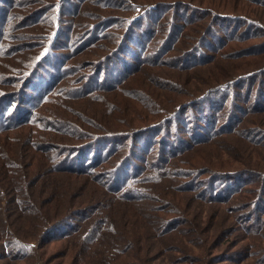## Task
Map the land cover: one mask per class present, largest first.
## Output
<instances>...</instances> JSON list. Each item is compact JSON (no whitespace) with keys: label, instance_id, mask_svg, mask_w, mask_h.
<instances>
[{"label":"trees","instance_id":"1","mask_svg":"<svg viewBox=\"0 0 264 264\" xmlns=\"http://www.w3.org/2000/svg\"><path fill=\"white\" fill-rule=\"evenodd\" d=\"M0 264H264V0H0Z\"/></svg>","mask_w":264,"mask_h":264},{"label":"rangeland","instance_id":"2","mask_svg":"<svg viewBox=\"0 0 264 264\" xmlns=\"http://www.w3.org/2000/svg\"><path fill=\"white\" fill-rule=\"evenodd\" d=\"M34 91H37L36 90V88H34ZM70 140H72V138H69L66 142H65V146H69V147H71V146H79V144H75L76 142H73V141H70ZM70 142H72V143H70ZM74 143V144H73ZM38 148H39V146H38ZM37 155L38 156H40V153L39 152H37ZM39 160H40V158H39ZM144 226H145V224H144V222H142V228H144ZM61 229V230H60ZM60 229H58L57 231H56V233H55V236L56 237H60V234H62L63 232H65L66 234L69 232L68 231V229H66L65 227H62V228H60ZM49 246H47V248H48ZM57 249V247L56 246H53V247H51L50 249H49V251L48 252H53V251H55Z\"/></svg>","mask_w":264,"mask_h":264}]
</instances>
